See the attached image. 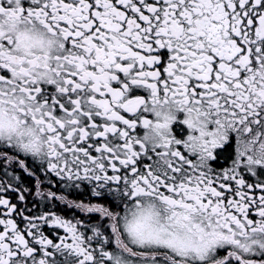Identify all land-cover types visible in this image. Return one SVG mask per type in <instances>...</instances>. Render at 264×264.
Listing matches in <instances>:
<instances>
[{
    "label": "snow or ice",
    "instance_id": "6c2138e0",
    "mask_svg": "<svg viewBox=\"0 0 264 264\" xmlns=\"http://www.w3.org/2000/svg\"><path fill=\"white\" fill-rule=\"evenodd\" d=\"M0 264H264V0H0Z\"/></svg>",
    "mask_w": 264,
    "mask_h": 264
}]
</instances>
